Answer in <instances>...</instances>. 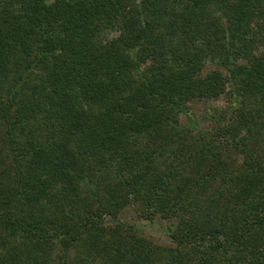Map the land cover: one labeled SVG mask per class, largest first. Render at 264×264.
<instances>
[{"label":"trees","instance_id":"trees-1","mask_svg":"<svg viewBox=\"0 0 264 264\" xmlns=\"http://www.w3.org/2000/svg\"><path fill=\"white\" fill-rule=\"evenodd\" d=\"M228 84L235 109L212 115L217 133L189 135L164 113ZM0 117V264H47L57 247L59 264H192L205 245L213 255L195 264H264V0H0ZM180 137L183 186L171 194L181 173L167 170L145 194L172 245L106 224L135 198L112 193L85 208L82 159L110 165L130 190ZM81 138L85 158L72 149ZM221 138L244 155L239 167ZM88 179L100 198L103 176Z\"/></svg>","mask_w":264,"mask_h":264},{"label":"rangeland","instance_id":"rangeland-1","mask_svg":"<svg viewBox=\"0 0 264 264\" xmlns=\"http://www.w3.org/2000/svg\"><path fill=\"white\" fill-rule=\"evenodd\" d=\"M117 32L112 31L109 33V38L116 36ZM232 85L228 84V88L224 94H222L219 97L216 98H199L194 97L193 99L189 101H181L183 105V110L179 112H175L169 108H166L164 110V113L172 114L174 117H176L181 124L189 128V135L194 136L197 132L202 130H209L211 133L215 132L217 133L218 129L216 125L214 124V119L212 117L213 114L218 117V113H220L222 110L224 112L227 111H233L235 109L233 98L230 93ZM155 105L158 106L159 110L163 109V104H160V102L155 101ZM233 104V106H232ZM230 112V113H231ZM4 138V124L0 117V149H4V153H7V148L5 147V144L1 141V139ZM86 139L81 138L74 141L72 145V149L74 153H77L78 155H81L85 158V152L87 151L84 145H86ZM216 144L219 145L218 150L222 155H224V158H227L230 163V167L232 169H235L236 166L239 167V165L242 164L244 155L238 153L232 146L231 142L226 138H221L218 140H215ZM259 143V152L264 153V134L263 138ZM189 146L188 142L185 140H182L181 137L174 143L169 151L166 153L165 156L162 158H158L155 160L153 164L150 165V168L148 166L144 169V171L141 174H146L144 177H142L138 183L137 187L131 186L130 190L126 187H122V181L118 178V176L114 173L110 165H107L104 163H98L93 160L94 158H90L88 161L83 160V164L85 166L84 172L86 173L87 178H85L81 184V197H83L84 201H82L85 204V208L87 210H90L92 212H96L99 207L102 206L103 202L102 200H106L112 193L116 194L118 196H127L123 198H130L131 200L135 198L134 203H128L126 200H123L122 203L124 204L121 209L118 211L117 217H111L109 215L104 217V220L106 224L108 225H116L119 223L128 224V225H135L137 229L139 230L140 234L144 236L145 238L149 239V241L153 242L154 245H172L173 239L170 236V230L167 225V221L162 218L159 213L155 211L153 207H149L146 204V198L145 194L147 195V191L152 183V180L155 178L156 175H160L164 173L167 170H175V172H180L181 174L178 176H175L173 178L174 183L170 186L171 188V194L172 192H176L178 189V184L182 185V180H184V177L186 176L187 172L189 170H186L184 173L180 171V169L184 166H189L190 163H186V159L189 157ZM221 155V156H222ZM5 158V156H4ZM89 158V157H88ZM176 159H178L176 161ZM190 161V160H189ZM172 163V164H171ZM172 165V169H167L169 165ZM102 171H104L102 173ZM110 171V172H109ZM168 171V172H169ZM174 172V173H175ZM110 174V177H109ZM92 177L94 180L97 178V176H103V189L101 191L100 198H95L90 192H88L90 188V183L88 182V177ZM108 177V178H107ZM107 178V179H106ZM116 186L117 192L123 193L124 195H119L117 192H114ZM183 186V185H182ZM213 190L210 189L209 193ZM129 193V194H128ZM107 201V200H106ZM203 201L201 202V204ZM79 216L84 219L86 214L81 210V213H78ZM264 235V232H262ZM257 243L261 245V243H264V237L260 234L257 238ZM5 230L4 226L0 224V253L5 251ZM19 246L21 250L28 249V246H33V242L31 240L26 241H20ZM262 247V245H261ZM60 250L59 247L55 248V250L52 252L51 258H49V262L47 264H59V257H60ZM72 260H74V251L70 252ZM3 255V253H2ZM213 255V253L210 252L209 246L205 245L202 247L197 248L192 255V264L199 262L200 260L205 259L206 257H209ZM44 254H40L41 259L43 258ZM100 259H94L92 261H89L87 264H99ZM82 264V263H81Z\"/></svg>","mask_w":264,"mask_h":264}]
</instances>
